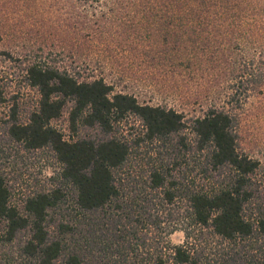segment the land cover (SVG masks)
<instances>
[{
    "label": "trees",
    "instance_id": "trees-1",
    "mask_svg": "<svg viewBox=\"0 0 264 264\" xmlns=\"http://www.w3.org/2000/svg\"><path fill=\"white\" fill-rule=\"evenodd\" d=\"M169 1L179 6L168 19L185 34L209 23L212 7L226 22L247 3ZM26 72L39 108L26 124L14 111L7 134L27 151L50 148L62 170L57 187L33 194L21 208L0 172V264H264L260 162L239 151L231 112L214 106L188 118L116 93L102 78L83 80L36 63ZM69 103L71 130L98 128L102 138L64 139L51 122ZM131 118L141 132L133 139L117 135ZM143 145L165 151L161 162L168 164L127 166ZM178 231L184 241L172 244Z\"/></svg>",
    "mask_w": 264,
    "mask_h": 264
},
{
    "label": "rangeland",
    "instance_id": "rangeland-1",
    "mask_svg": "<svg viewBox=\"0 0 264 264\" xmlns=\"http://www.w3.org/2000/svg\"><path fill=\"white\" fill-rule=\"evenodd\" d=\"M250 1L226 22L212 7L210 22L200 21L185 34L180 22L168 19L179 6L169 0H0V172L12 204L21 208L33 194L57 187L62 170L50 148L27 151L7 134L14 111L26 124L39 108L40 94L26 77L35 63L83 80L102 78L116 93L175 108L188 118L214 106L228 110L239 151L260 162L255 178L264 182V0ZM71 107L51 122L64 139L102 138L98 128L72 131ZM123 124L117 127L120 137L141 132L136 118ZM164 152L143 145L127 166H166ZM67 191L70 198L73 191ZM170 241L182 244L184 233Z\"/></svg>",
    "mask_w": 264,
    "mask_h": 264
}]
</instances>
